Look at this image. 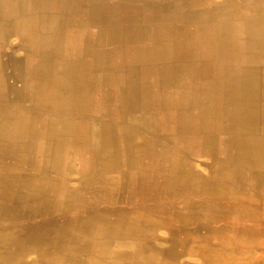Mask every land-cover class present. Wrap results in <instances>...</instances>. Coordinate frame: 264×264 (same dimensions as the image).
<instances>
[{
  "label": "bare ground",
  "instance_id": "obj_1",
  "mask_svg": "<svg viewBox=\"0 0 264 264\" xmlns=\"http://www.w3.org/2000/svg\"><path fill=\"white\" fill-rule=\"evenodd\" d=\"M23 2L30 5L28 10H23V13L28 14L24 21L32 22L26 24L14 20L9 30L20 37L30 49L35 48V43L40 40L39 36L34 38L33 35L42 30L43 25H49V29L57 33L54 40H58V43L53 42L51 46L39 49L38 53H44L45 58L32 70L30 77H26L28 81L23 83L22 89L25 91L26 86L29 93L28 103L31 114L50 112L61 116H74L85 113L90 109L88 105L91 103V97L95 95L100 100L98 103L100 111L104 110L108 103L115 104L111 114H118L120 111L119 114L124 116L144 112L149 110L151 105L157 104H160L159 107L164 112L172 111L173 108L177 112L174 121L178 129V137L171 140L158 136L156 126L147 118H141V121L135 118L129 125L125 118L117 124L121 128L124 127V135L127 136L124 143L126 149L122 150L124 154L130 151L127 145L133 144L139 134L136 123L139 124L143 135L151 136L150 139L156 145L165 144L163 147L160 146L161 148H158L154 155L168 160L164 172L168 173L169 177L165 181L164 189H167L168 184L171 186L174 193L170 194L168 200H179L184 210L176 216V219L189 222L190 218L187 220L186 218L203 206L213 209L222 206L251 208L262 200L257 193L225 192L231 191L232 181H235V190L238 187V190H242L243 186H240V182L244 181L241 179L245 175L252 178L255 186H261L264 182V102L259 106L260 94L261 92L264 94V68H259L260 64H258L260 57L264 59V52L261 54L252 52L261 48L264 51V0H221L220 3L212 6L206 4L207 0H117L115 2L86 0L83 5H78L80 3L76 0H23ZM98 7L100 10L109 9L114 19L106 22L101 16L100 21L90 18L88 23L85 22V27L97 30L98 35L93 38L78 39L69 36L70 30H78L82 27V22L74 23V18L87 17L92 9ZM123 10L129 15H122ZM14 13L17 16V10ZM138 16L142 17V20H136ZM204 16L207 18L200 20ZM155 17L160 19L157 24L147 21ZM137 29L157 32L163 30L165 37L155 36L149 39L130 37L129 42L133 43L135 47L133 50L136 53H132L130 63H126L124 60L127 55L122 53L125 45L123 34L125 32L131 34ZM63 31L66 34H62ZM62 41L66 49L59 55L55 46L57 44L63 46ZM240 46H243V49ZM109 48L111 51H107ZM98 49L103 52L98 53ZM194 50L197 51L196 54L193 53ZM51 60L54 62L48 69ZM186 64L187 67L183 68ZM152 74L156 77L155 92H152L147 84ZM192 79L191 84L189 81ZM14 80H18L16 75ZM184 80L188 81L187 84L182 82ZM13 93L16 98L24 97L23 91L15 90ZM152 97H155V101ZM10 107L12 106L0 107V110ZM193 108H198L200 112L193 114ZM221 119L228 121V127L222 124ZM50 124L61 125L66 131L67 127L74 126V123H61L60 120H53ZM101 127L103 128L104 125ZM114 127L115 124L111 122L106 128L109 132L108 137L103 135V132L100 133L101 147L96 148L95 155L92 156L101 173H107L115 168L114 162L120 153L112 138ZM217 129L229 136L221 149L216 148L213 140L214 131ZM187 134L192 136L202 134L204 141L209 144L197 154L200 156L205 152L215 160L211 178L206 181L212 193H191V188L189 189L190 181H187L182 167L190 153L194 151L192 147L166 148L167 143L184 139ZM219 156L220 161L217 160ZM14 166L15 168L7 167L0 174V203L4 202L2 198L5 197L15 202L17 200L20 203L26 202V197L19 196V193L34 188L22 178L18 179L17 176L21 177L22 173L16 165ZM204 194L209 197L204 204V200L195 201L192 198ZM75 197H79V194ZM223 198H227L228 201L222 203ZM72 199L71 194H65L62 206H68ZM246 216L255 220L260 218V214L254 210L246 212ZM168 237L173 244L172 248L170 247L173 252L168 253L170 257H164L160 250L154 251L153 255L157 253L158 256L152 258V263H156L154 260L158 258L157 264H177L178 259L182 257L184 242L175 234H169ZM177 244L181 246L179 251L175 248ZM245 246H248L246 251L240 253L237 260L234 258L235 253L221 251L218 248L213 251L200 250L197 254L200 257V264H244L252 257L250 249L257 251L253 244ZM140 248L141 252H144L149 247L143 244ZM258 250L261 259L257 264H264V248ZM100 253L101 251L98 252V258L102 255Z\"/></svg>",
  "mask_w": 264,
  "mask_h": 264
},
{
  "label": "rangeland",
  "instance_id": "obj_2",
  "mask_svg": "<svg viewBox=\"0 0 264 264\" xmlns=\"http://www.w3.org/2000/svg\"><path fill=\"white\" fill-rule=\"evenodd\" d=\"M76 1L80 3L78 5H83L86 2V0H76ZM111 1L115 2L117 0H111ZM220 1L221 0H207L206 4L208 6H212L213 4L220 3ZM26 4L28 3L23 2V0H18V1L0 0V13H1L0 19H4L5 21H8L10 18L14 17L16 21L19 22L23 21L26 24H30V22H32L31 20L24 21L26 20L28 14L23 13V10L25 9L28 10L30 8V5H26ZM15 10H17V16L14 13ZM101 11L103 12L101 13ZM122 15L128 16L129 14L126 12V10L125 11L123 10ZM101 16L103 17V20H105L106 22H110L112 19H114L112 18L114 15L111 13L109 9L104 8L100 10L99 7L97 9H92L87 17L80 16L74 18V23L82 22L81 23L82 27L78 30H70L71 33H69L70 34L69 36H74L78 39L81 37H89V38L95 37L96 35H98L96 33L97 30L91 27H85L86 25L85 22L88 23L91 20L90 18H96L95 20L100 21ZM141 18H139L138 16L136 20L140 21L142 20ZM206 18L207 17L204 16L203 18H200V20L201 19L204 20ZM147 21L151 22L152 24H157V22H159L160 19L158 17H155V19L151 18V19H147ZM108 24L109 23H107V25ZM2 26H3V22L0 21V28ZM4 26H6L5 23ZM27 26L29 27L30 25ZM43 27L44 28L42 30L38 31L35 35H33L34 38H36L37 36H39L40 38V40L37 43H35V48L30 49L23 42V40L17 35H15L14 38L10 39L11 41H9L11 42L12 48L15 53V61L18 62V65L20 66V67L16 66V71H15L16 79L18 80H14L13 82L11 81L10 83L12 84L11 86L13 89H15L16 91H23L24 93L23 98L20 97L10 103V106H12L10 107V109L13 108L17 110H21V109L27 110L30 107L27 101L28 99L26 100V98H28L29 93L26 89V86L24 87L25 91L22 89L23 83L26 80L28 81L26 77H30L32 70H34L45 58L44 53L42 52L38 53L39 49L49 47L53 42L58 43V40L57 41L56 39L54 40L55 38L54 36H57V33H53V31L49 29V25H43ZM255 27L256 26L254 25V28ZM156 32L157 31L155 30L149 31L143 29L134 30L131 34L130 33L127 34V32H125L123 34L125 45L123 46L122 53L126 54L127 56L125 57L124 61L126 63H130L131 54L136 53V51L133 50V48H135L133 46V43L129 42L130 37L132 39L137 37L144 39H149L155 36L165 37L163 35L164 33L163 30H161V32H157V33ZM106 33L108 34L107 30ZM62 34H66V32L63 31ZM46 35H49V37H46ZM235 40H237V37H235ZM55 47H57L56 52L59 55L65 52L66 49L65 44H63V46L57 44V46ZM240 47L241 49H243V46ZM98 50H99L98 53L103 52L101 49ZM107 51H111L110 48ZM196 52H197L196 50L193 51L194 54H196ZM252 52L261 54L264 51L263 48H261V49H255ZM260 59L261 60L258 63L260 64L259 68L261 67L264 68V59L261 57ZM50 62L51 64L48 65V69L51 68L54 60H51ZM186 67L187 64L183 65V68ZM9 72L10 70L8 71V73ZM18 73L21 74L18 75ZM185 74L186 73H183V75ZM155 81H156V77L154 76V74L150 75V77L147 80V84L150 86L149 88L152 92L156 91V87L154 85ZM192 81L193 79L189 82H191L192 84ZM182 82L187 84L188 81L186 82L184 80ZM152 99H154L155 101V97H152ZM187 99H189L188 96ZM99 102L100 100L96 95L91 97V103L89 104L90 107L89 111H100L98 106ZM262 102H264L263 92H261L260 94L259 106L263 104ZM114 105H109V107L108 105H106L105 109L109 108L110 111H112ZM159 106L160 104L151 105L150 109L147 111L136 112L128 115L125 114L124 116L123 114H119L120 111H118V114L112 113L111 122L115 124L114 127V129H116L115 132L124 128V127L121 128V126L120 125L118 126L117 124L121 121V119L126 118L125 121L128 122L127 124L129 125V123L133 121V119L135 118L140 121L141 118H147L149 119V122H151V124H154L156 126L155 130L158 136L167 138L169 140L178 137V129L176 126V122L174 121L176 120L177 112L173 110V108L172 111L164 112L163 110L160 109ZM192 112L193 114H198L200 110L198 108H193ZM48 116H50V113H48ZM150 116H151V120H150ZM221 122L224 126L228 127L229 123L227 120L221 119ZM136 126L139 127V134L135 137V142L133 144L131 143L127 145L128 149H130V151H128L127 154L122 153V150L126 149V144H124V142H126L127 136L125 139H123L121 137L122 135L118 134L119 138L116 140L115 145L118 146V153L119 152L120 153L117 157V160L114 162L115 168H112V170H110L109 172L101 173L98 164H96L93 160H91L92 156L95 154L94 150L65 149L62 154H64L65 157L68 156V159L63 160L64 162L62 165L63 168L58 166L59 169L58 173H49V172L45 174L41 173L39 175L41 177L35 174L39 178L42 179L45 178L48 182H44L46 184H43L44 186H40V187H38V185H35V183L32 182L31 186L34 188L31 190V192H28V190L26 189L20 192L42 193L41 195H43V197H41L40 200L41 201L40 203L42 205L43 204L46 206L59 205V207L62 205V203H64V195L71 194L74 200L72 199V202L68 205V207L61 212L62 214L56 213L57 217L55 216L56 218H54L53 220L56 219L57 221L76 222V221H81V219L82 221H86L88 218L94 215L98 216L99 220H103L104 216L106 217L105 219L114 220L113 217H116V215L112 214L114 212L113 211L114 209H121V207L126 206L128 202L130 203V201H134L136 203L135 207L137 208V210L141 209L142 211L141 221L143 223V227L145 228L144 230L146 231L147 236L151 238H157L159 240L157 244L153 245V247L161 250V252L166 251V249L168 248L167 242L169 239L168 237L169 234L172 235L175 234V236L178 239L184 242L183 254L182 257L178 259L177 264H181V262H184V264H200L199 261L200 257H198L197 254L198 251L200 250L213 251L216 250L217 248L220 249L221 251H226L233 254L235 253L236 256H234V258L237 260V258L240 257L239 254L246 251V248L248 246L245 245L250 246V244H253L254 248H256L257 251H254V249H250L252 251L251 253L252 257L248 261H245L244 264H257L259 259H261L258 249L261 250L264 248V228H263L264 227L263 226L264 225V219H263L264 218V182L262 183L261 186L259 185L255 186L252 178L245 175L241 179L244 181L240 182V186L241 187L243 186L242 190L240 189L238 190L239 187L235 190V181H232L231 182L232 185L230 187L231 191L225 192V193H247V194L257 193L259 196L262 197V200L257 205L252 206L251 208L250 207L227 208L225 206H222L220 208L213 209V208H206L205 206H203V208L194 210L192 214L186 218V220L190 218L189 222L188 221L181 222L180 220L176 219L177 215L184 212L182 205H180V201L179 200L174 201L172 199L168 200L170 194L174 193L173 192L174 190L170 188L171 186L169 184L167 185V189L166 190L164 189L165 181L169 177L168 176L169 174L164 172L168 166V160L158 158L154 155V153L158 150V148H161L160 146L163 147L165 144L162 143L161 145L160 144L156 145L154 141L150 139L152 138L151 136L143 135L139 124L136 123ZM213 135H214L213 140L215 141L216 148L221 149L226 139L229 137L228 134L224 133L220 129L219 130L217 129L214 131ZM142 139L144 141H142ZM208 145L209 144H207L204 141V137L202 134L196 136L187 134L185 135L184 139L166 144V148L192 147V149H194V151L190 153L191 155L188 156V159L185 160L184 165L182 167L187 181L188 180L190 181L189 189L191 188V193L211 192L207 182L211 178L212 167L215 165V160L203 151H201L203 153H201L200 156H198L197 154L198 151H200L202 148L207 147ZM35 154L32 155L33 158L36 157ZM218 158L219 159L217 160L220 161L221 157L219 156ZM16 166L17 168H19V170L22 173V176L20 178L24 177V174L26 177L28 176L27 173L24 172V167L22 166V164L19 165L17 164ZM12 167L13 166H11V168ZM63 169H66L67 171L63 172ZM216 186L219 187L217 183ZM78 194L79 197L76 198L75 196H77ZM198 196L199 198H197ZM192 198L195 201L204 200L203 204L206 203L207 202L206 200L209 199V197H207L205 194L197 195ZM33 200L34 199H31V201ZM225 201H228V199L223 198L221 202L224 203ZM163 202H166V204H163ZM250 210H254V212L260 214V218L256 220L248 218L246 216V212ZM109 216H111L112 218H110ZM145 217L146 219H144ZM247 221L249 222V224ZM175 248L179 251L181 249V246L177 244ZM166 256L167 255L165 254L164 257Z\"/></svg>",
  "mask_w": 264,
  "mask_h": 264
},
{
  "label": "crops",
  "instance_id": "obj_3",
  "mask_svg": "<svg viewBox=\"0 0 264 264\" xmlns=\"http://www.w3.org/2000/svg\"><path fill=\"white\" fill-rule=\"evenodd\" d=\"M3 20L0 19L3 22L0 28V107L9 106L19 98H15V90L10 83L14 81L16 66H19L15 61L11 42H8L15 36L13 31L9 30L15 19L12 17L5 22ZM107 105L109 107V103ZM110 112L107 108L102 111L88 110L74 116L49 112L48 116V112L33 115L29 108L23 111L8 108L0 110V174L7 167L22 164L24 172L28 175L27 178L24 174L22 179L30 185L34 182L38 187L44 186V182L48 181L39 178V175L58 173V166L62 167L63 160L68 159V156L62 154L65 149H92L95 152L96 148L101 147L100 133L109 136L106 128L111 124ZM53 120L74 123V126L67 127L66 131L61 125L50 124ZM115 130L112 133L115 142L119 138L118 134H121L123 139L126 138L124 128L117 132ZM33 154L36 155L35 158L32 157ZM66 171L63 169V172ZM41 194L19 193V196L26 197V202L23 203L2 198L4 202L0 203V264H157L158 258L154 260L156 263L151 261L154 256H158L157 253L153 255L154 251L159 252L153 245L159 240L147 236L141 221L142 211L137 210L134 201L128 202L121 209H114V220L105 219V216L103 220H99L98 216L94 215L85 222H69L53 220L56 213H61L68 206H43L40 203L43 197ZM30 198L37 199L31 201ZM143 244L149 248L141 252L140 247ZM167 244L168 248L161 253L168 256V253L173 252L170 249L173 244L169 239ZM100 251L102 255L98 258Z\"/></svg>",
  "mask_w": 264,
  "mask_h": 264
}]
</instances>
